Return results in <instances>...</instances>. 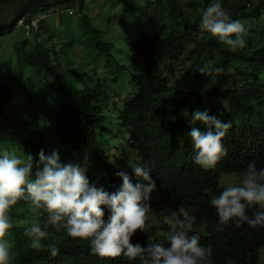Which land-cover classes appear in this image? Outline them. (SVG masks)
Segmentation results:
<instances>
[{"label": "trees", "instance_id": "trees-1", "mask_svg": "<svg viewBox=\"0 0 264 264\" xmlns=\"http://www.w3.org/2000/svg\"><path fill=\"white\" fill-rule=\"evenodd\" d=\"M8 2L12 11L0 19V43L19 54L25 69L4 67L0 57V153L17 148V156L31 154L38 161L41 149L46 155L58 151L62 164L81 166L87 156L90 183L98 181L109 193L122 184L118 171L133 183H146L129 165L154 163L148 231L162 237L168 230L162 217L183 205L195 210L193 232L202 246L211 245L212 264H260L264 227L230 222L215 231L218 215L210 200L227 184L238 183L249 162L264 168V0H220L230 18L246 29V47L235 52L199 28L201 12L213 0H0V10ZM116 5L120 9L104 18L103 10ZM96 8L101 16L90 14ZM58 10L73 11L81 34L69 36L70 22L48 24L50 13ZM41 14L47 18L38 29L11 42L16 29L26 32L25 25ZM117 16L121 21L115 24ZM56 26L59 34L53 31ZM75 46L84 49L78 66L68 54ZM205 65L224 71L206 76L199 72ZM103 66L113 68L110 81L97 69ZM26 70L37 75L28 77ZM197 110L232 125L222 140L227 155L213 168L194 163L196 150L188 134L192 127L207 130L201 122L191 124ZM122 129L124 149L119 145ZM255 211L250 208L247 214ZM9 215L11 264L104 263L91 253L88 241L74 240L63 230L49 229L59 248L56 257L31 250L25 231L43 226L47 213L20 200ZM109 215L107 209L105 221ZM162 242L168 246L166 239Z\"/></svg>", "mask_w": 264, "mask_h": 264}, {"label": "clouds", "instance_id": "clouds-1", "mask_svg": "<svg viewBox=\"0 0 264 264\" xmlns=\"http://www.w3.org/2000/svg\"><path fill=\"white\" fill-rule=\"evenodd\" d=\"M46 18V14L36 16L33 20H37V25L32 20L25 25L26 30L30 29L31 33L38 29ZM18 24H23L22 19ZM199 28L216 37L230 51L246 47L243 23L232 20L220 0H213L202 10ZM223 71L222 67L207 65L199 69L206 76H218ZM110 115L113 118L112 112ZM196 122H201L207 130L201 132L192 127L188 134L196 150L194 163L213 168L227 155L222 140L232 125L209 115L207 110L192 113L191 124ZM8 149L12 152L4 149L0 153V264H11L13 258V245L6 239L13 227L9 211L20 200L33 210L42 209L47 213L43 226L34 224L25 231L28 247L33 251H46L52 257L59 254L57 243L51 242V228L55 232L65 231L74 240L88 241L91 253L98 255L103 264H132L136 260L139 264H212L211 245L202 246L199 234L193 232L197 219L194 209L181 205L163 216L161 223L168 230L162 231L160 238L147 230L152 212L150 194L156 189L150 175L154 163L149 166L130 163L134 176L146 183H133L126 172L118 171L116 175L122 184L109 193L98 181L90 183L86 175L87 156L81 166L80 163L62 164L58 151L46 155L41 149L38 161H34L31 154L25 158L14 154L21 152L17 148ZM210 204L218 215L215 231H223L230 222L237 227L245 223L253 229L264 227V168L258 169L255 161L249 162L239 182L227 184L218 196L211 198ZM105 206L110 212L107 221ZM253 207L257 211L249 216L247 210ZM164 239L168 246L162 242Z\"/></svg>", "mask_w": 264, "mask_h": 264}, {"label": "rangeland", "instance_id": "rangeland-1", "mask_svg": "<svg viewBox=\"0 0 264 264\" xmlns=\"http://www.w3.org/2000/svg\"><path fill=\"white\" fill-rule=\"evenodd\" d=\"M17 1H19V0H17ZM9 2L7 3V5L4 7V9L3 10H0V19H3L4 17H6L7 15H9L10 13H11V11H12V8L11 7H9ZM116 8H114V9H112V10H108L107 8H105L103 11H104V13H103V17L104 18H106V16H107V14H109V13H111V14H113V12L116 10V9H120V6H115ZM73 9V8H72ZM70 11V12H69ZM68 12V13H67ZM60 11V10H58V11H56V12H51L50 13V15H49V21H48V24H51V21H53V22H55L57 25H64L65 23H68V22H70L69 24V26L68 27H66L67 29H70L71 30V32L73 33V34H69V36L71 37V36H76L77 34H81L80 32H79V30H78V20H77V17L75 16V14L73 13V14H70V13H72L73 11L72 10H68V11ZM90 14L91 15H93V16H101V14L98 12V10H97V8L96 9H94V10H92L91 12H90ZM106 14V15H105ZM61 20L63 21V22H61ZM101 21V23L103 24V27H104V30H106L107 32H108V28H107V24H106V21L105 20H100ZM121 20H120V17L119 16H117V18L116 19H114V23L116 24V23H119ZM117 26V25H116ZM120 26H117L116 28L113 26V28H115V29H118ZM66 28H64V29H66ZM112 28V29H113ZM55 30H53L55 33H58L57 31H58V27L56 26V28H54ZM30 29L29 30H26V32L22 29H16L13 33H12V35H13V39H12V41L11 42H13V41H19V40H22L23 38H25V37H29L30 35H31V33H30ZM128 32H131L132 30H131V28H129L128 30H127ZM59 34V33H58ZM63 41H68V39H66V38H64V40ZM83 52H84V49H81V48H78L77 46H75L74 47V49L73 50H70L69 52H68V54H69V56H71L72 57V59H73V61L75 62V60L77 61V62H75V63H77V65L76 66H78V62L79 61H82L83 60V58L84 57H81V55H84L83 54ZM0 57H1V59L4 61V67H7V68H11V67H19V66H22V64H21V60H20V56H19V54L18 53H16L15 51H13L11 48H8V47H6V46H4V44H2V43H0ZM66 57L67 58H69L67 55H66ZM70 59V58H69ZM75 59V60H74ZM88 61H91V59H90V57H89V60ZM85 65L86 64H84V66H82V65H79V66H82V67H84L85 68ZM95 65V64H94ZM94 65H90V66H88V68H87V70L88 71H90V68L91 67H93ZM22 68H24L25 69V65H23L22 66ZM68 69V68H67ZM97 69L101 72V71H104V72H102L103 74L102 75H106L107 77V80L108 81H110L111 80V78H113V75L111 74V71H113V68L111 69V68H109V67H105V66H103V67H97ZM115 71V70H114ZM24 75H26V76H28V77H33L34 75H37L35 72H31V71H29V70H26V72L24 71ZM39 74V73H38ZM22 76V77H25V76ZM86 80L88 81V78H86ZM75 82H77V83H79V77L77 76L76 78H75ZM79 87V86H78ZM115 87V86H114ZM126 91H124V92H122V94H121V96L122 97H126ZM44 95H48L47 93H44ZM22 110H21V115H23L24 113H25V111H24V109H23V107H24V103L22 102ZM4 111H5V109H4ZM119 132H121V133H119L118 135H119V145L120 146H123V147H125V144H127V136H126V130L125 129H122V130H120ZM126 148V147H125ZM4 149H6V148H4ZM13 152H17V151H13ZM17 153H19V152H17ZM260 264H264V248H263V250H262V252H261V257H260Z\"/></svg>", "mask_w": 264, "mask_h": 264}, {"label": "built area", "instance_id": "built-area-1", "mask_svg": "<svg viewBox=\"0 0 264 264\" xmlns=\"http://www.w3.org/2000/svg\"><path fill=\"white\" fill-rule=\"evenodd\" d=\"M32 23H33L34 25H37V20H33Z\"/></svg>", "mask_w": 264, "mask_h": 264}]
</instances>
